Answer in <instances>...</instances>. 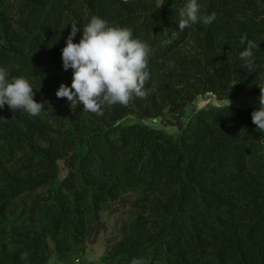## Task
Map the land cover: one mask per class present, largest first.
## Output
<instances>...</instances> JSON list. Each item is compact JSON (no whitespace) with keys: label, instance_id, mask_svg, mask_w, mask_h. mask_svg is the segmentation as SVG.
I'll use <instances>...</instances> for the list:
<instances>
[{"label":"trees","instance_id":"obj_1","mask_svg":"<svg viewBox=\"0 0 264 264\" xmlns=\"http://www.w3.org/2000/svg\"><path fill=\"white\" fill-rule=\"evenodd\" d=\"M184 2L0 0V66L46 103L35 117L0 109V264H84L106 235L103 264H264L259 103L194 106L264 92V0H197L216 19L181 32ZM92 16L150 47L147 94L102 116L54 95L71 80L60 60L69 23ZM249 40L250 72L238 58Z\"/></svg>","mask_w":264,"mask_h":264},{"label":"clouds","instance_id":"obj_2","mask_svg":"<svg viewBox=\"0 0 264 264\" xmlns=\"http://www.w3.org/2000/svg\"><path fill=\"white\" fill-rule=\"evenodd\" d=\"M178 16L176 24L181 32L191 25H208L216 19L215 13L201 14L197 0H185L178 9ZM69 25L60 60L62 70H71V80L67 86L59 84L54 92L57 98H65L70 109L82 106V111L102 116L107 107L125 106L133 97L143 98L147 94L150 47L146 42L133 38L128 28L110 26L97 16L90 17L83 27L78 28L76 23ZM78 32L79 39L73 42ZM256 47L257 44L249 40L238 53L241 66L249 72L255 66L252 50ZM9 77V68L0 66V109L7 106L31 117L39 115L44 104L33 99L31 83L22 76ZM258 103L250 118L256 130L264 131V92L261 90ZM6 123L0 116V125ZM131 264H142V260L133 258Z\"/></svg>","mask_w":264,"mask_h":264},{"label":"rangeland","instance_id":"obj_3","mask_svg":"<svg viewBox=\"0 0 264 264\" xmlns=\"http://www.w3.org/2000/svg\"><path fill=\"white\" fill-rule=\"evenodd\" d=\"M259 95H260V93L250 94V95L249 94H241V95H239L235 98H232V99L217 100L213 95L208 94V95H205L201 98L199 97L195 101L194 106L199 109V108H203L207 104H211V105H215V106L227 105L228 101H229L228 105H234L236 107H246L248 105H252V104L258 102ZM44 104H46V103H44ZM191 112H192V107H188L185 111L184 116L185 117L189 116L191 114ZM146 122L152 124L155 127L164 128L165 130H168L169 132H172L175 129L174 126H170V125L165 126L164 124H162L161 121L159 120V118L147 119ZM59 166L61 167V163L59 164ZM112 219L107 221V225H108L107 232L112 233L114 236L118 237L119 233H118L117 228H119V226H117L115 228V226H113V224H115V218H112ZM107 238H109L108 235H106L104 237L101 236L93 246H88V250L86 251L85 256H84L85 258L82 259L84 264H103L101 261V257L104 253V250L106 249V246H107V241H108ZM77 264H79V263H77Z\"/></svg>","mask_w":264,"mask_h":264}]
</instances>
